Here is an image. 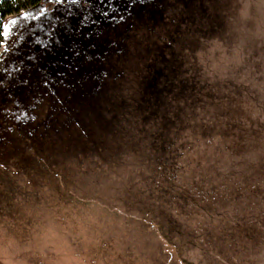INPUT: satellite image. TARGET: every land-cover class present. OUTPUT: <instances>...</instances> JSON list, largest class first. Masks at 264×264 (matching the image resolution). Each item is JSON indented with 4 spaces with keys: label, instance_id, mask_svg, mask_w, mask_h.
<instances>
[{
    "label": "rangeland",
    "instance_id": "obj_1",
    "mask_svg": "<svg viewBox=\"0 0 264 264\" xmlns=\"http://www.w3.org/2000/svg\"><path fill=\"white\" fill-rule=\"evenodd\" d=\"M38 14L0 45V264H264V0Z\"/></svg>",
    "mask_w": 264,
    "mask_h": 264
},
{
    "label": "trees",
    "instance_id": "obj_2",
    "mask_svg": "<svg viewBox=\"0 0 264 264\" xmlns=\"http://www.w3.org/2000/svg\"><path fill=\"white\" fill-rule=\"evenodd\" d=\"M47 0H0V45L5 43V23L7 19L16 16L29 17L25 22L27 23L25 27H30L32 29V24L34 22H45L47 15L40 16L39 10L42 9L44 3ZM45 9L43 10V12ZM33 14H35L33 16ZM41 14V13H40ZM23 24V23H22ZM23 29V25H22Z\"/></svg>",
    "mask_w": 264,
    "mask_h": 264
}]
</instances>
